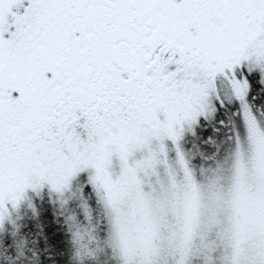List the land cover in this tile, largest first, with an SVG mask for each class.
Segmentation results:
<instances>
[{
  "label": "snow or ice",
  "instance_id": "6c2138e0",
  "mask_svg": "<svg viewBox=\"0 0 264 264\" xmlns=\"http://www.w3.org/2000/svg\"><path fill=\"white\" fill-rule=\"evenodd\" d=\"M0 264H264V0H0Z\"/></svg>",
  "mask_w": 264,
  "mask_h": 264
}]
</instances>
